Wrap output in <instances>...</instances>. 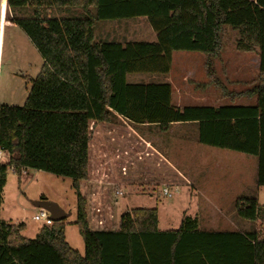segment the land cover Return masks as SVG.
Returning <instances> with one entry per match:
<instances>
[{
  "label": "trees",
  "instance_id": "16d2710c",
  "mask_svg": "<svg viewBox=\"0 0 264 264\" xmlns=\"http://www.w3.org/2000/svg\"><path fill=\"white\" fill-rule=\"evenodd\" d=\"M8 6L11 22L44 63L28 81L23 107L0 104V148L9 157L0 164V212L9 171L68 178L85 254L68 244L65 221L29 240L25 224L0 220V264H264L261 232L200 231L198 219L185 214L174 231L159 230L156 209L124 212L115 231L92 230L80 191L89 177L92 128L118 119L161 131L196 123L199 144L256 157L257 186L264 188V0H8ZM133 18L148 20L156 42H96V22ZM225 27L238 32L239 51L259 52L257 83L239 94H226L213 66ZM174 52L204 55L222 98L255 104L179 108L170 83H127L131 74L168 75ZM236 208L243 220L264 222L257 198L238 199Z\"/></svg>",
  "mask_w": 264,
  "mask_h": 264
},
{
  "label": "rangeland",
  "instance_id": "374dc122",
  "mask_svg": "<svg viewBox=\"0 0 264 264\" xmlns=\"http://www.w3.org/2000/svg\"><path fill=\"white\" fill-rule=\"evenodd\" d=\"M51 16H57V11L53 9ZM12 30L13 33L11 32L6 40L0 61L2 65L0 104L23 107L31 90V83L28 81L30 78H37L43 65V59L22 30L19 28ZM156 37V33L146 18L95 23L96 42L153 43L156 42ZM238 39L237 31L230 27L224 28L222 54L213 65L216 79L226 88V94L249 91L257 83L259 52L257 49L252 53L239 51L237 49ZM205 59L204 55L195 52L173 53L170 79L173 84L174 105L183 108L186 106L221 107L231 104L238 106L255 104V98L238 97L233 100L229 97L222 98L221 87L216 86L214 79L207 76L203 67ZM127 83L131 85L165 84L170 83V80L168 75L131 74L127 76ZM111 130H119L123 135L122 138L118 137L120 139L118 143H115L113 137L110 136ZM134 132L147 142H152L151 146H155L162 157L154 158L147 153H140L139 149L136 154V149L131 148L134 147L131 140L136 138ZM197 138L196 123L178 124L167 131H161L155 126H135L124 119H118L115 124L111 125L94 126L90 145L89 173L91 176L97 177L101 173L104 178L111 169L116 171L115 175L127 176L133 180L128 181L129 186L126 187H123L121 182L115 183L112 187L106 186L107 189L104 188V184H99L102 191L101 197L104 198V201L101 202L104 205L105 215L100 216L99 209L95 208L96 217H93V220L90 219L91 205L89 202L93 204V201L87 200L88 219L92 228L103 227L93 222L95 218L107 219L108 221H106L109 222L107 224L110 226V224L117 223L124 212L133 209H156L160 226H170L176 230L179 229L178 224L182 221L184 212L190 216L197 214L201 216V210L196 206L202 205V202L205 203V201L196 193L191 195L188 189L172 188L174 184L169 182L171 179L169 176L173 174V170L166 164L169 162L174 165L175 173L178 176L184 175L198 179L233 176L238 177L239 182H245L249 188L233 201L225 195L221 198L228 201H218L217 199L211 201L216 206L213 213L216 216L228 215L236 222L240 221L242 224L254 227V222L245 221L239 216L236 203L239 198H257V191H254L258 176L257 158L199 145L196 159L194 152H191L192 149L186 148L189 145L199 144ZM187 159L190 161L187 162ZM144 181L145 183H143ZM165 188L170 190L172 198L163 195ZM117 192H122L123 196H118ZM74 195L71 180L68 178L37 172L33 169H26L20 177L13 171H9L3 193L0 220L15 225L25 224L23 236L34 240L41 228L45 226V221H34V217L41 212V209L36 207V203L43 198L49 199L50 202L56 203L67 214H70V217L64 222L66 240L72 249L84 255L85 245L78 227L74 224L77 216L76 205L73 202ZM257 199L264 207V188ZM64 200L69 201V205L64 207V202H66ZM105 202L108 203L110 212L105 208ZM208 212L211 213L208 210L206 214H210ZM211 217L214 216H207L208 219ZM205 218L202 216L200 223L208 220ZM257 223L264 231V222Z\"/></svg>",
  "mask_w": 264,
  "mask_h": 264
},
{
  "label": "crops",
  "instance_id": "0c3cea01",
  "mask_svg": "<svg viewBox=\"0 0 264 264\" xmlns=\"http://www.w3.org/2000/svg\"><path fill=\"white\" fill-rule=\"evenodd\" d=\"M3 12H4V14H3ZM10 15H11V17H9ZM11 18H12V11L10 10V8L8 6V0H0V61H1V57L3 55V51L5 48V43L9 37V34L11 32L13 33L12 29L18 28L15 24H13L11 22ZM1 66L2 65L0 63V77H1V69H2ZM203 67H204V65H203ZM170 74H171V71L168 74V78H169L170 84H171ZM171 85H173V84H171ZM173 101H174V98H173ZM177 107L182 108L180 106H177ZM176 125H178V124H174V125L170 126V128L173 126H176ZM135 135H136V138L131 140L134 147H131V148L136 149V154H137V150L139 149L138 151L140 153H143V154L147 153L150 156L152 155L154 158L155 157H162L159 154L156 147L153 145L151 146L152 142H150V141L147 142L138 133H135ZM110 136L113 137V140L115 143H118L120 141L119 138H122L123 135L120 133L119 130L118 131L111 130ZM137 136H138V138H137ZM199 145H201V144L189 145L186 148V149H188V147H189L190 149H192L191 152H194V157L196 159H197L196 154H198L197 151L199 150L198 149ZM7 156L4 157L5 159L3 160V163L8 162L9 157L7 158ZM90 161H91V159H90ZM189 161H190V159H187V162H189ZM166 164L168 165V167L170 169L173 170V174L171 176H169V178H171V179H169V182H172L174 184L172 188H177L178 190H179V187H180V189H183V188L188 189L191 195L196 193L197 195L200 196V198L203 201H205V203L202 202L203 203L202 205L200 204L199 206H196V208H199V210H201V212H200L201 216H198V214L195 216H190V215H187V213H185V212L183 213L186 216L198 219L200 231H205V232H239V231H243V232H245V231L256 230L257 232H261L262 237L264 238V231L261 229V227H259L257 225L258 223H255L254 227H250L249 225L242 224L240 221L236 222L233 219H230V217L228 215L222 214L221 216H219V215L216 216L215 213H213L216 206L211 201H213L215 199H217L218 201H222V200L228 201L225 198H221L223 195L230 197L229 200L233 201L236 197H239L240 195H242V193H245L247 191V189L249 188V186H247L245 184V182H239L238 177L236 178L233 176H231V177L221 176V177H211V178L201 177V179L192 178L190 176H184V175L178 176L175 173L176 169H175L174 165L171 164L170 162L166 163ZM190 168H193V167H190ZM168 171H169V169H168ZM37 172H42V171H37ZM115 172L116 171L110 169V172H108L107 175L104 177L105 179L102 178L103 175H101V173H99V176H97V177H94V175L91 176V173H89L88 180L82 182L81 190H80L82 196L84 198H86L88 201H93V204L91 202H89V204L91 205L90 219L93 220V217H96L95 216V208L99 209L98 214L100 216L105 215L104 210H103L104 205L101 202V201H104V198L101 197L102 191H101V186L99 184H104V188L107 189L106 186L112 187V185H114L115 183L121 182L122 186L126 187V186H129L128 181L133 180V178H130L127 176L125 177L123 175H115ZM138 182H140V181H138ZM143 183H145V181ZM136 185H139V183H136ZM71 188H72V181H71ZM255 190L257 191L256 195L258 198V195L261 193L262 188H260L256 185L254 187V191ZM74 194H75V191H74ZM106 197L108 199V196H106ZM47 200L50 201L49 199H47ZM64 201H66V200H64ZM68 202L69 201L64 202V207L66 205H69ZM73 202L77 207L76 194L74 195ZM101 203H102V205L99 208V205ZM258 203L260 204V201H258ZM107 204L108 203L105 202V205H106L105 208L107 209L108 212H110ZM207 209L210 210L212 214L210 212H208L210 214H206V211H208ZM202 214H204V215H202ZM208 215H213L214 217H211L210 219H208L207 218ZM202 216H205L206 217L205 219H208V220L204 221V223H200V219ZM88 217H89V215H88ZM103 220H105V219L104 218H102V219L95 218V221H93L96 225L100 224L103 227L95 229V228H92V226L90 225V228L92 230H95V231L96 230L115 231L118 229L119 221L115 224H112V225L110 224V226H108V224H107V223H109V222H107L108 220L107 219H106L107 221L106 220L103 221ZM181 222H179V224H178L179 228H180ZM158 228L162 232H168V231L176 230L174 228H171L170 226H162L161 227L160 222H159ZM65 235H66V233H65Z\"/></svg>",
  "mask_w": 264,
  "mask_h": 264
},
{
  "label": "water",
  "instance_id": "95a60500",
  "mask_svg": "<svg viewBox=\"0 0 264 264\" xmlns=\"http://www.w3.org/2000/svg\"><path fill=\"white\" fill-rule=\"evenodd\" d=\"M36 207L46 210L50 215V221L52 223L64 222L70 217V214H67L59 205L47 199L36 203Z\"/></svg>",
  "mask_w": 264,
  "mask_h": 264
},
{
  "label": "built area",
  "instance_id": "2783aa9c",
  "mask_svg": "<svg viewBox=\"0 0 264 264\" xmlns=\"http://www.w3.org/2000/svg\"><path fill=\"white\" fill-rule=\"evenodd\" d=\"M7 155L3 152V150L0 148V164L3 163V159L4 157H6ZM178 190V189H177ZM118 196H122L123 193L122 192H117L116 193ZM163 195L167 198H172V194L170 192V190L168 188H165L163 190ZM34 221L36 222H41V221H45V226H51L52 225V222L50 221V215L49 213L44 210V209H41V212L40 214H37L35 217H34Z\"/></svg>",
  "mask_w": 264,
  "mask_h": 264
}]
</instances>
